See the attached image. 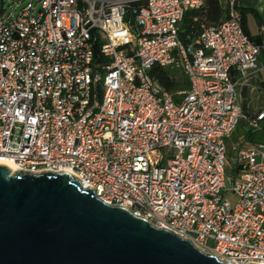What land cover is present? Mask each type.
<instances>
[{
  "label": "built area",
  "instance_id": "built-area-1",
  "mask_svg": "<svg viewBox=\"0 0 264 264\" xmlns=\"http://www.w3.org/2000/svg\"><path fill=\"white\" fill-rule=\"evenodd\" d=\"M218 2V21L195 15L182 35L206 0H28L1 12L0 160L68 172L206 254L264 264V100L247 139L227 143L243 118L239 87L262 66L264 24L254 38L245 3ZM160 71L181 87L166 89Z\"/></svg>",
  "mask_w": 264,
  "mask_h": 264
},
{
  "label": "water",
  "instance_id": "water-1",
  "mask_svg": "<svg viewBox=\"0 0 264 264\" xmlns=\"http://www.w3.org/2000/svg\"><path fill=\"white\" fill-rule=\"evenodd\" d=\"M0 264H229L68 172L0 164ZM256 264V263H246Z\"/></svg>",
  "mask_w": 264,
  "mask_h": 264
},
{
  "label": "rangeland",
  "instance_id": "rangeland-1",
  "mask_svg": "<svg viewBox=\"0 0 264 264\" xmlns=\"http://www.w3.org/2000/svg\"><path fill=\"white\" fill-rule=\"evenodd\" d=\"M11 1V2H10ZM28 0H0V13H12L13 15H17L21 7L27 2ZM36 1V0H33ZM256 4V0H251L252 3ZM17 5V6H16ZM257 7H260V3L257 4ZM254 28L253 24L251 23V29ZM173 76L175 82L177 83V88L181 87V75L177 72L171 73ZM245 80V83L243 82L242 85L239 87V93H240V102L242 105V111H243V118H241L238 122V125L234 132L232 133L230 139L228 140V146L233 144L240 145L244 140H246V132H247V120L253 117L254 113L258 110L260 103L262 99H264V86H262V83L258 82V80L254 81L253 79ZM260 131L255 133V140H260L264 135V122L260 125ZM152 156L154 158L158 157L157 152H153ZM167 161L164 160L163 164H166ZM233 174V171L229 170V167L226 170V175ZM226 186L228 187L229 184L226 182ZM226 198H228L231 202H233L234 198L232 195L227 194Z\"/></svg>",
  "mask_w": 264,
  "mask_h": 264
},
{
  "label": "trees",
  "instance_id": "trees-1",
  "mask_svg": "<svg viewBox=\"0 0 264 264\" xmlns=\"http://www.w3.org/2000/svg\"><path fill=\"white\" fill-rule=\"evenodd\" d=\"M248 1L249 0H240V2H244L245 6L240 7L242 15H243V20L245 18V15L247 12H250L256 21L259 23L260 22V17L256 13V11L248 6ZM198 15L199 19L202 18L205 21L208 22H216L218 21L222 16H223V9L219 5L218 0H206V10L205 13L202 15H199L198 12L194 10H189L183 17V20L181 22V28L183 29L181 31V35L186 33V32H191L193 30L192 27V17ZM245 24V23H244ZM245 28V25H244ZM246 32L247 29L245 28ZM158 79L160 83L168 90H173L177 87V83L175 82L174 78L169 79L168 74L165 72H158Z\"/></svg>",
  "mask_w": 264,
  "mask_h": 264
},
{
  "label": "crops",
  "instance_id": "crops-1",
  "mask_svg": "<svg viewBox=\"0 0 264 264\" xmlns=\"http://www.w3.org/2000/svg\"><path fill=\"white\" fill-rule=\"evenodd\" d=\"M256 4L255 1L254 3L251 2V0L248 1V6L253 8L256 13L259 15L260 17V22L258 23L256 21V19L254 18V16L250 13L247 12L244 18V25L245 28L247 29V32L249 33V35L253 36L254 38H258V30H259V26L264 24V0H256ZM260 3V7H257V4ZM251 23L253 24V27L251 29ZM261 63L262 66L260 67V69L255 72L252 73L251 75H249L246 80H250L253 79L254 81L258 80V82L262 83V86H264V57H261ZM246 81V82H248ZM245 83V81H244ZM264 100V99H262ZM261 104V103H260Z\"/></svg>",
  "mask_w": 264,
  "mask_h": 264
},
{
  "label": "bare ground",
  "instance_id": "bare-ground-1",
  "mask_svg": "<svg viewBox=\"0 0 264 264\" xmlns=\"http://www.w3.org/2000/svg\"><path fill=\"white\" fill-rule=\"evenodd\" d=\"M0 164H5V165H7L11 170H14V166H13V164H12L10 161H8V160H0Z\"/></svg>",
  "mask_w": 264,
  "mask_h": 264
}]
</instances>
